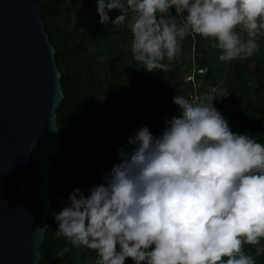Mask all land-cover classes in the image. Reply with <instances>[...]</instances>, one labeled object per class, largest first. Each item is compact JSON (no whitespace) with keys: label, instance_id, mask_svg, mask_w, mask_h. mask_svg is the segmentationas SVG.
I'll use <instances>...</instances> for the list:
<instances>
[{"label":"clouds","instance_id":"1","mask_svg":"<svg viewBox=\"0 0 264 264\" xmlns=\"http://www.w3.org/2000/svg\"><path fill=\"white\" fill-rule=\"evenodd\" d=\"M96 3L100 23L130 29L133 58L149 72L171 69L190 35L218 49L220 61L254 55L264 38V0ZM228 94L217 85L196 97L174 95L179 115L166 118L160 134L141 126L102 183L88 194L73 188L54 215L55 236L95 250L94 264H257L264 142L231 129L214 104ZM245 245L256 246L255 254Z\"/></svg>","mask_w":264,"mask_h":264},{"label":"trees","instance_id":"2","mask_svg":"<svg viewBox=\"0 0 264 264\" xmlns=\"http://www.w3.org/2000/svg\"><path fill=\"white\" fill-rule=\"evenodd\" d=\"M37 1L64 93L57 108L60 151L47 172L51 206L40 264H94L95 250L55 236L54 215L67 204L73 188L88 194L93 184L103 182L129 135L144 125L160 134L165 119L179 115L174 95L196 97L217 85L226 87L229 94L214 101L215 107L234 132L264 142V38L254 55L220 61L218 49L190 35L171 69L149 72L133 58L130 29L99 22L96 0ZM118 14L110 10L113 19ZM255 247L245 245L253 254ZM256 261L264 264V254ZM125 264H133L132 259L126 258Z\"/></svg>","mask_w":264,"mask_h":264},{"label":"water","instance_id":"3","mask_svg":"<svg viewBox=\"0 0 264 264\" xmlns=\"http://www.w3.org/2000/svg\"><path fill=\"white\" fill-rule=\"evenodd\" d=\"M37 0H0V264H40L64 99Z\"/></svg>","mask_w":264,"mask_h":264},{"label":"rangeland","instance_id":"4","mask_svg":"<svg viewBox=\"0 0 264 264\" xmlns=\"http://www.w3.org/2000/svg\"><path fill=\"white\" fill-rule=\"evenodd\" d=\"M191 77H189L188 79H190Z\"/></svg>","mask_w":264,"mask_h":264}]
</instances>
